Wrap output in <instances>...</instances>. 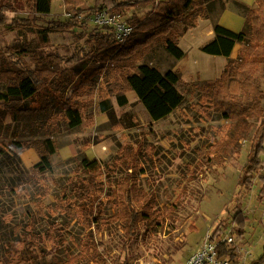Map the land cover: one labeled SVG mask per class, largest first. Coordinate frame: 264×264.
<instances>
[{"label": "rangeland", "instance_id": "rangeland-1", "mask_svg": "<svg viewBox=\"0 0 264 264\" xmlns=\"http://www.w3.org/2000/svg\"><path fill=\"white\" fill-rule=\"evenodd\" d=\"M124 1L85 0L76 9L65 0H53L48 16L36 12L35 0L3 3L7 8L0 13L4 18L0 22V53L8 54V60L13 61L9 54L17 47L44 58L57 55L63 59L62 68H77L76 87L84 86L71 99L84 104V123L70 129L61 110L55 107L48 115L30 119L28 123L32 127L20 126L17 131L9 109L0 103V264H4L10 246L18 250L24 247L26 234L49 229L56 232L55 242L44 247L37 264H70V261L73 264H185L206 236L217 229L233 233L239 247L254 248L249 263L258 260L264 247V182L257 180L248 191L239 186V180L263 120L254 121L255 127L241 141L238 153L222 156V163L210 171L206 170L203 157L223 139L230 120L202 93L205 87L202 82L180 76L176 88L184 101L160 121H153L131 92L126 94L128 105L119 106L106 77L99 71L96 44H88L86 40L90 34H105L92 19L97 13L120 15L122 21L129 23L135 16L145 17L152 9L147 5L117 11L114 3ZM93 8L95 13L90 12ZM79 10L83 12L77 21L50 33L49 43L43 42L42 30L52 23L69 22ZM14 25L18 26L13 28ZM144 39L145 35L139 37ZM172 61L173 57L158 47L143 63L165 73ZM26 62L30 63L29 57ZM5 88V84H0V92ZM102 101L109 103L111 114L101 111ZM262 105L264 109V99ZM57 121L60 129L51 135L57 149L52 157L53 173H42L35 168L41 161L36 150L29 148L31 153L18 156L14 143L37 142L43 149L48 138L46 132ZM122 155L127 156L130 164L136 157L138 168L133 174L121 167ZM85 157L106 165L104 173L97 177L98 187L104 186V195L98 212L93 213L95 222L90 225L81 218L72 220L62 209L66 204L74 206L79 200L72 196L70 184L85 177L78 168ZM127 175L138 181L145 194L155 201L156 209L176 204L157 232L143 222L135 236L128 239L113 217L118 206L108 196L110 187L114 188ZM260 177H264V168ZM241 210L248 222L246 237L238 240L232 219Z\"/></svg>", "mask_w": 264, "mask_h": 264}, {"label": "trees", "instance_id": "trees-1", "mask_svg": "<svg viewBox=\"0 0 264 264\" xmlns=\"http://www.w3.org/2000/svg\"><path fill=\"white\" fill-rule=\"evenodd\" d=\"M6 1L0 0V13L7 8L3 4ZM65 1L77 9L85 0ZM52 3L53 0H35V10L42 16H48L52 11ZM114 5L117 11L147 5H151L152 9L145 17L135 16L129 21L133 32L124 43L116 42L107 33L90 34L86 42L96 44L99 71L106 77L110 93L116 97L118 105H128L126 94L134 92L155 122L168 117L184 101L176 88V84L181 82L180 72L169 70L162 73L159 68L143 63L147 57L153 55L156 48L163 47L171 57L181 60L184 53L179 42L187 30L198 25L200 19L211 20L216 33L215 39L202 47L203 52L230 58L236 44L243 46L238 57L229 60L220 79L202 82L205 86L202 93L218 112L230 120L223 139L203 157V163L206 170L212 171L216 164L222 163V156L238 153L241 141L253 131L254 121L263 120L257 128L239 186L251 191L257 180L264 182V177H260L264 168V0H259V7L253 10L238 0H126ZM230 5L247 15V28L240 33L229 31L219 24L220 17ZM95 11L94 8L90 10L91 13ZM82 12L79 10L71 22L52 23L53 25L42 30L40 33L43 42L49 43L50 33L70 27ZM3 19L0 16V22ZM16 26L18 25L13 28ZM141 35H145L144 40H139ZM7 55L0 53V84H5L6 87L5 91L0 92V103H4L9 109L17 131L20 126L24 129L32 127L33 124L28 123L30 119L38 115H48L55 107L61 110L64 123L70 129L83 125L84 104L71 99L84 86L81 84L76 87L79 78L77 68H62L63 59L57 55L44 58L17 47L9 54L13 61H9ZM27 57L30 58V63L26 62ZM100 109L105 114H111V108L106 101L100 103ZM59 123L57 121L46 132L48 138L43 142V149L37 146V142L14 143L16 154L20 156L29 148H34L41 158L35 168L42 173H53L52 157L57 149L51 135L59 131ZM126 158V155L120 156L121 167H126L127 172L133 174L138 168L136 157L131 164ZM78 168L85 177L78 182H72L70 189L72 196L79 200L74 206L66 204L62 209L72 220L81 218L90 225L95 222L93 213L98 212L104 195V186L98 187L97 177L104 173L106 165L101 160L85 157ZM108 196L118 206L113 217L121 224L128 239L135 236L143 222L157 232L158 227L164 225L167 215L176 207L174 204L171 208L156 209L155 201L129 175L118 181L114 188L110 187ZM232 221L236 228V239H244L248 222L246 213L239 211ZM222 234L217 229L213 238L220 239ZM55 238L56 232L52 229L43 233L29 232L23 238L25 245L21 250L15 246L9 247L4 264H37L39 256L45 252L44 247L54 243ZM240 248L236 242L220 243L218 246L220 256L229 257L232 261L240 258ZM250 264H264V247L261 257Z\"/></svg>", "mask_w": 264, "mask_h": 264}, {"label": "crops", "instance_id": "crops-1", "mask_svg": "<svg viewBox=\"0 0 264 264\" xmlns=\"http://www.w3.org/2000/svg\"><path fill=\"white\" fill-rule=\"evenodd\" d=\"M238 1L251 10L259 7V0ZM219 24L229 31L240 33L247 28V15L230 5L220 17ZM198 30H201V32L208 30L210 36L205 39H200L198 33H196ZM215 37L216 33L212 21L209 19H200L198 25L187 30L179 42V47L183 51L184 57L181 60L173 58L168 71L180 72L182 79L187 77L194 82H210L220 79L229 60H235L243 49V46L236 44L230 58L203 52L201 50L202 47L213 41ZM130 94L132 97H137L134 92ZM27 153H31V149L22 154L27 155Z\"/></svg>", "mask_w": 264, "mask_h": 264}, {"label": "built area", "instance_id": "built-area-1", "mask_svg": "<svg viewBox=\"0 0 264 264\" xmlns=\"http://www.w3.org/2000/svg\"><path fill=\"white\" fill-rule=\"evenodd\" d=\"M94 23L103 28V31L110 34L118 43H124L132 34L133 27L121 20L120 15H111L108 12L97 13L92 16ZM105 29L107 31H105ZM235 237L233 233H223L219 239L213 238V234H208L198 249L191 255L185 264H250L253 260V247L240 248V258L232 261L229 257H221L218 246L220 243L234 244Z\"/></svg>", "mask_w": 264, "mask_h": 264}, {"label": "bare ground", "instance_id": "bare-ground-1", "mask_svg": "<svg viewBox=\"0 0 264 264\" xmlns=\"http://www.w3.org/2000/svg\"><path fill=\"white\" fill-rule=\"evenodd\" d=\"M196 33H198V36L200 39H205L208 38L210 36V34L208 33V30L201 32V30H198ZM206 77V76H204Z\"/></svg>", "mask_w": 264, "mask_h": 264}]
</instances>
